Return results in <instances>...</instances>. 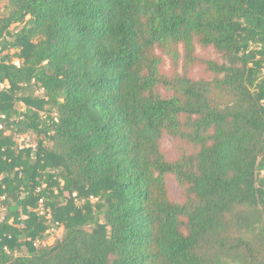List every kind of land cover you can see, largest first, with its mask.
Returning <instances> with one entry per match:
<instances>
[{
  "label": "trees",
  "instance_id": "obj_1",
  "mask_svg": "<svg viewBox=\"0 0 264 264\" xmlns=\"http://www.w3.org/2000/svg\"><path fill=\"white\" fill-rule=\"evenodd\" d=\"M0 123V264H264V0H0Z\"/></svg>",
  "mask_w": 264,
  "mask_h": 264
},
{
  "label": "rangeland",
  "instance_id": "obj_2",
  "mask_svg": "<svg viewBox=\"0 0 264 264\" xmlns=\"http://www.w3.org/2000/svg\"><path fill=\"white\" fill-rule=\"evenodd\" d=\"M18 25H14L11 27V30L12 31H17L18 29ZM16 51L12 50L10 52V54L13 56V54L15 53ZM197 53L198 55L200 56H214L213 52L212 51H208V52H205L204 50H202L201 48H198L197 49ZM164 59V62H163V72H165L166 74H171L174 70V66L172 65L170 59L168 57H165L163 58ZM11 62H13L14 64L18 65L19 64V61L16 57H12L11 58ZM3 86H1L2 88ZM41 93V92H39ZM37 93V94H39ZM16 108L20 111V112H25L26 111V107L23 105V104H18L16 106ZM43 115V113H42ZM28 138L31 139L32 143H35L37 145V141L34 139V138H31L29 136H27ZM163 149L164 151L167 153V156L170 160H174L178 157L179 155V151H180V146L174 141L172 140L170 137H165L164 140H163ZM179 150V151H178ZM169 188H170V193H171V196L172 198L175 200V201H180V198H181V191L180 189L178 188L177 186V183L174 181V179H170L169 180ZM0 218H2V216H0ZM63 235V230H58L56 229L54 233L48 235L46 238V242L48 245L52 244L55 240H58L62 237Z\"/></svg>",
  "mask_w": 264,
  "mask_h": 264
},
{
  "label": "built area",
  "instance_id": "obj_3",
  "mask_svg": "<svg viewBox=\"0 0 264 264\" xmlns=\"http://www.w3.org/2000/svg\"><path fill=\"white\" fill-rule=\"evenodd\" d=\"M4 126L3 124L0 123V130H3ZM15 143H16V147H18L20 150H23V149H29V148H32V149H35L36 148V144L35 143H32L31 139L27 137V135H16L15 136V139H14ZM20 175H22V172H20ZM40 191V190H39ZM5 198L2 197V200H4ZM44 201L43 200H40L39 204H40V208H41V214H44L46 213L44 211V205H43ZM56 229H53L51 231V233H54ZM58 230H63V228H60ZM40 242L37 241L36 243V246L39 245ZM44 245L47 244L46 240L43 242Z\"/></svg>",
  "mask_w": 264,
  "mask_h": 264
}]
</instances>
